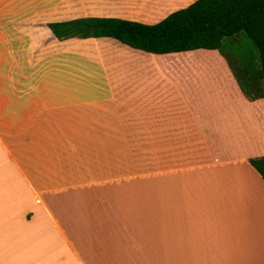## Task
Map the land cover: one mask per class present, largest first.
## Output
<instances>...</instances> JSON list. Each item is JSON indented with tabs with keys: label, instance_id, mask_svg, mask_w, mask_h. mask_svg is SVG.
Returning a JSON list of instances; mask_svg holds the SVG:
<instances>
[{
	"label": "crops",
	"instance_id": "1",
	"mask_svg": "<svg viewBox=\"0 0 264 264\" xmlns=\"http://www.w3.org/2000/svg\"><path fill=\"white\" fill-rule=\"evenodd\" d=\"M36 1L0 0V264H264L250 163L264 156V97L248 99L217 50L60 41L47 26L154 24L195 0H74L86 13L44 21L59 49L40 60ZM20 49L38 70L21 71Z\"/></svg>",
	"mask_w": 264,
	"mask_h": 264
},
{
	"label": "trees",
	"instance_id": "2",
	"mask_svg": "<svg viewBox=\"0 0 264 264\" xmlns=\"http://www.w3.org/2000/svg\"><path fill=\"white\" fill-rule=\"evenodd\" d=\"M47 26L60 41L111 38L153 54L217 50L243 94L250 100L264 97V0H195L154 24L86 16ZM250 163L264 182V156Z\"/></svg>",
	"mask_w": 264,
	"mask_h": 264
},
{
	"label": "rangeland",
	"instance_id": "3",
	"mask_svg": "<svg viewBox=\"0 0 264 264\" xmlns=\"http://www.w3.org/2000/svg\"><path fill=\"white\" fill-rule=\"evenodd\" d=\"M55 1L49 3L47 1H36V5L35 7L37 9H43V11L40 13V15L31 18V22L33 25L36 26V41H37V48H35L32 51L31 56H33L34 58H36V60H40V58H43L45 56H51L54 57L55 56V52L59 49L57 46V42L56 41H52V43L50 45L49 42L47 40H45L44 42H42L43 39V35L45 32V28H44V21L50 19V18H54V17H62V16H77V15H81L86 13V7H84L83 9H77L75 1L74 0H68L67 1V6H59V5H55ZM51 4V5H50ZM43 45H47L48 47H45ZM7 51V55L11 56V50H5ZM13 52H15L14 56L19 57L20 58V68L21 71H23L24 73H31L34 70H38L40 68V66H36L35 68H31L28 67V64L25 61V57L27 55V50H13ZM38 72V71H37ZM73 73L76 74H82L81 70L78 69H74Z\"/></svg>",
	"mask_w": 264,
	"mask_h": 264
}]
</instances>
